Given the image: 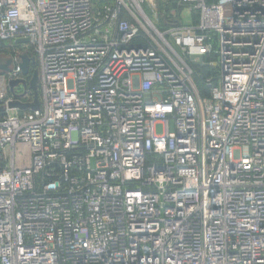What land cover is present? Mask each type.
Here are the masks:
<instances>
[{"label": "built area", "instance_id": "obj_1", "mask_svg": "<svg viewBox=\"0 0 264 264\" xmlns=\"http://www.w3.org/2000/svg\"><path fill=\"white\" fill-rule=\"evenodd\" d=\"M0 55V264H264V0H0Z\"/></svg>", "mask_w": 264, "mask_h": 264}, {"label": "water", "instance_id": "obj_2", "mask_svg": "<svg viewBox=\"0 0 264 264\" xmlns=\"http://www.w3.org/2000/svg\"><path fill=\"white\" fill-rule=\"evenodd\" d=\"M20 58L22 60V63L20 65L21 72L24 76H28L29 75V64H30L31 60L28 58L27 55H21ZM194 59H195L194 56L191 57V63L193 65L202 66L201 60L198 63H196V62H194ZM11 65H12L11 59L7 60L5 63L0 62V74H5V73L10 72L12 70ZM19 84H21L25 87H28L32 91L33 96H34V102L31 104H20V103L14 101V102H11L8 107L10 109H18L21 111H27V110L35 111V110H37L39 108L37 71H34L32 73L28 83H26L25 80L10 82L9 83L10 91L13 92L14 87H16ZM3 110H4V108H0V112Z\"/></svg>", "mask_w": 264, "mask_h": 264}, {"label": "rangeland", "instance_id": "obj_3", "mask_svg": "<svg viewBox=\"0 0 264 264\" xmlns=\"http://www.w3.org/2000/svg\"><path fill=\"white\" fill-rule=\"evenodd\" d=\"M144 10L147 13L148 17L150 18V20L156 24V25H160L163 26L164 24V20L161 19V5L160 2H156L153 5L148 3L144 6ZM158 20V22H157ZM160 21V22H159ZM195 16L189 15L187 12L185 14H183V18H182V24H191V23H195ZM11 59L10 56L8 55H0V62L5 63L7 60ZM204 61L206 63L212 61L214 63H217V60L215 58V56L210 55L208 57H206L204 59ZM13 68V65H11V69ZM194 70L196 72H198V74L200 75V77H207L210 76L213 72V69H210L209 67H195L193 66ZM33 70V67H31V71ZM197 79V78H196ZM200 81V80H199ZM198 81V82H199ZM201 82V81H200ZM22 90V88H21ZM163 127L161 125L156 126L155 128V133L156 134H162L163 133ZM169 129L172 131L173 130V123L170 122V126ZM28 152V150H27Z\"/></svg>", "mask_w": 264, "mask_h": 264}, {"label": "crops", "instance_id": "obj_4", "mask_svg": "<svg viewBox=\"0 0 264 264\" xmlns=\"http://www.w3.org/2000/svg\"><path fill=\"white\" fill-rule=\"evenodd\" d=\"M208 2H211L212 0H207Z\"/></svg>", "mask_w": 264, "mask_h": 264}]
</instances>
